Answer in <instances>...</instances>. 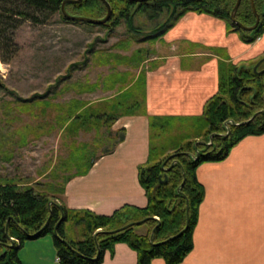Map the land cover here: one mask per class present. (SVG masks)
I'll use <instances>...</instances> for the list:
<instances>
[{
	"label": "trees",
	"instance_id": "obj_1",
	"mask_svg": "<svg viewBox=\"0 0 264 264\" xmlns=\"http://www.w3.org/2000/svg\"><path fill=\"white\" fill-rule=\"evenodd\" d=\"M63 1L0 0L3 63H7L3 53L15 52L12 36L23 23L44 24L55 14L64 22H70L60 13ZM106 1L112 11L110 20L100 26L84 25L104 30L109 35L122 24L125 26V39L95 59L98 66L112 67L111 72L93 84L73 82L57 89L60 82L70 77L75 67L71 66L68 76L59 79L44 95L30 99L15 97L18 111L55 113L47 127L59 130L64 139L71 141L72 154L62 168L68 171L73 168L74 172L65 175L58 187L30 179L21 182L17 178H0V264H22L18 252L24 243L45 236L52 237L58 264H102L105 253L112 255L116 244H125L134 251L136 264H151L156 258L165 264H179L192 249V232L204 196L196 179V168L204 162L223 160L243 138L264 134V57L254 62L260 61L254 71L253 67L234 64L222 48H207L218 58V83L216 93L206 101L202 114L159 117L146 114V73L155 67L150 60L155 52L135 49L125 56L111 52L130 49V43H155L188 12L222 20L227 33L237 34L242 43L250 45L264 34V0H254L260 22L251 32L231 23L230 13L236 0ZM65 10L71 16L92 19H103L106 15L100 0L67 4ZM235 18L245 27L255 24L250 0H241ZM139 19L146 27H141ZM120 65L138 72H118L116 68ZM97 90L114 92L94 102L78 98L54 102L56 97L69 91L82 95ZM132 116H146L148 120L149 152L146 162L138 167L137 175L147 199L146 207L124 205L108 216L68 209L60 200L64 198L67 182L87 175L99 158L114 152L124 140L125 130H113V125L122 117ZM175 120H186L189 131L178 142L157 144L156 140L171 130ZM81 132L94 133L91 145H72ZM22 139L25 144L26 139ZM98 149H103L100 155ZM57 178L55 173L53 179Z\"/></svg>",
	"mask_w": 264,
	"mask_h": 264
},
{
	"label": "crops",
	"instance_id": "obj_2",
	"mask_svg": "<svg viewBox=\"0 0 264 264\" xmlns=\"http://www.w3.org/2000/svg\"><path fill=\"white\" fill-rule=\"evenodd\" d=\"M193 43L200 48L194 49ZM221 47L234 64L256 61L264 57V34L247 45L237 34H227L222 20L193 12L180 18L155 42V67L146 73V114L200 116L218 83V58L207 48ZM121 128L125 137L114 152L65 185L68 209L108 216L124 205L146 207L137 175L149 152L147 117H122L112 129ZM195 175L204 196L192 249L179 264H264V134L243 138L223 160L200 164ZM18 256L22 264H58L47 236L26 242ZM136 262L134 251L116 244L102 264ZM151 264L165 262L156 258Z\"/></svg>",
	"mask_w": 264,
	"mask_h": 264
},
{
	"label": "rangeland",
	"instance_id": "obj_3",
	"mask_svg": "<svg viewBox=\"0 0 264 264\" xmlns=\"http://www.w3.org/2000/svg\"><path fill=\"white\" fill-rule=\"evenodd\" d=\"M138 21L141 27H146L147 24L144 21L140 19ZM79 24L64 22L59 14L53 15L44 24L25 22L12 36L13 43L16 45L15 52L13 54L2 52L7 63H3L0 58V84L2 85L0 88V178H17L22 180L21 182L30 179L41 184L53 183L58 187L63 183L65 175L74 172L73 168L70 171L62 168V164L72 154L71 141L64 139L59 130L47 127V123L55 113L52 111L50 114L47 111L43 115L40 110L32 113L23 109L18 111L15 97L30 99L34 95H44L49 88L57 84L59 79L68 76V69L71 66L75 67L70 77L60 82L57 89L73 82L83 84L89 81L93 84L111 72L112 67L98 66V60L95 59H99L101 57L99 54L109 51L119 40L125 39L127 34L125 26L122 24L109 35L104 30L88 27L83 23ZM196 45L193 43L192 47L200 48ZM135 49L155 52V43H130V49L111 52L125 56L130 55ZM222 49L227 53L225 48ZM95 52L96 55H94ZM153 57L155 55L150 57L151 61ZM254 62V60H247L238 65L254 69L260 61ZM144 65L147 67L149 63ZM116 70L131 71L134 74L138 72L122 65ZM113 92L97 90L92 94L77 95L69 91L56 97L54 102L63 103L72 98L94 102L110 96ZM187 126L186 120H175L170 127L171 130L166 131L160 140H156V143L168 145L178 142L182 135L189 131ZM93 136L94 133L81 132L72 145L76 147L83 143L91 145ZM22 137L26 139L25 144ZM102 150L98 149L97 154L100 155ZM168 150L170 153L171 150ZM55 173L58 175L56 180L53 179ZM60 200L63 201V198ZM73 233L77 235L75 231ZM47 237L52 242V237Z\"/></svg>",
	"mask_w": 264,
	"mask_h": 264
},
{
	"label": "water",
	"instance_id": "obj_4",
	"mask_svg": "<svg viewBox=\"0 0 264 264\" xmlns=\"http://www.w3.org/2000/svg\"><path fill=\"white\" fill-rule=\"evenodd\" d=\"M82 0H64L61 5H60V13L61 15L67 20V21H70V22H77V23H83V24H89V25H96V26H100V25H103L105 23H107L110 18H111V14H112V11H111V7H110V4L106 1V0H100L105 8H106V15L103 19H92V18H88V17H79V16H71L69 15L66 10H65V6L67 4H78L80 3ZM126 1H129V2H135V3H140V2H145V1H149V0H126ZM240 2L241 0H236V3L230 13V20H231V23L243 30V31H247V32H251L253 31L259 24L260 22V17L256 11V8H255V5H254V0H250V6H251V9H252V12L255 16V24L251 27H245L243 26L241 23H239L236 18H235V15H236V12L238 10V7L240 5ZM256 68H257V65L256 67H254V71H256ZM182 185L179 187L178 189V192H180V189H181ZM62 221V219L59 221V223ZM58 223V224H59ZM152 237H153V234L151 235L150 237V242H152Z\"/></svg>",
	"mask_w": 264,
	"mask_h": 264
}]
</instances>
